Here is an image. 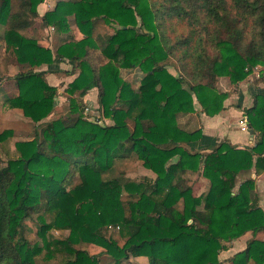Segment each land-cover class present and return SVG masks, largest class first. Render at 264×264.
<instances>
[{
    "label": "trees",
    "instance_id": "trees-1",
    "mask_svg": "<svg viewBox=\"0 0 264 264\" xmlns=\"http://www.w3.org/2000/svg\"><path fill=\"white\" fill-rule=\"evenodd\" d=\"M44 2L0 0V50L32 68L7 78L18 94L6 104L40 127L33 140L16 144L18 157H8L5 166L1 151L13 131L0 133V264H36L39 256L100 264L79 245L104 249L113 264L130 257H147L149 264H220L224 242L263 232L264 210L247 174H264V95L244 111L256 136L251 147L222 142L192 152L203 132L180 118L195 112V100L207 116L221 113L228 98L217 88L222 77L245 81L262 66L264 81V0H59L41 15ZM70 17L83 39L56 52L39 42L38 29L67 33ZM99 21L111 33L95 37ZM171 59L182 75L171 72ZM56 62H75L66 72L79 70L69 95L84 98L97 90L114 124L85 120L75 98L67 116L43 122L56 114L58 90L48 71L37 70ZM136 69L143 74L137 83L129 75ZM130 158L156 178L105 177ZM193 176L209 182L200 195ZM35 216L38 242L27 236L26 221ZM54 228L70 233L52 239ZM110 229H118L123 246ZM232 262L264 264V240L252 238Z\"/></svg>",
    "mask_w": 264,
    "mask_h": 264
},
{
    "label": "rangeland",
    "instance_id": "rangeland-1",
    "mask_svg": "<svg viewBox=\"0 0 264 264\" xmlns=\"http://www.w3.org/2000/svg\"><path fill=\"white\" fill-rule=\"evenodd\" d=\"M59 0H45L43 4H41L38 7V11L41 15H44L47 12H51L56 8L57 2ZM61 1H67V0H61ZM96 28H95V37L98 34H108L111 33L109 31V27L106 26L103 21L96 22ZM69 25L70 30L67 33H60L57 31L55 27H46L43 29L37 30V36L39 42L41 44L45 45L46 47L51 48L53 52H56V50L66 44L69 40L70 41H79L84 38V34L80 31V29L77 27V25L74 22L73 17L69 18ZM4 32V28L0 25V34ZM74 63L70 64H61L59 62H56L53 64V67L45 66L41 69H35L37 71H48V72H54L52 79L53 81H56V84H52L49 82L51 86H54L58 90V94L55 98L56 100V114L54 116H51L50 118L44 120L43 122H48V120L52 118H56L59 116H67L70 111V99L75 98L78 100L77 103L82 106L83 110V116L84 119L92 122L97 123L102 126H109L114 124V121L103 114V110L98 102V91L94 90L91 91L87 96L84 98H79V95L76 94L74 96H70L68 93L69 85L70 83L75 79L76 76L79 75V70H77L76 75L69 76L66 72L71 71L74 67ZM169 68L173 74L176 76L182 75L179 67L177 66V62L174 59H171L169 61ZM31 66L26 63H21L18 61V59L10 58L8 55H4V51L0 50V78H5L6 80H3L0 82V133L4 131L11 130L13 131V135L9 140V145L7 148L3 149L1 151V160H2V166L6 165V162L8 160V157L17 158L18 153L16 152V144L18 142H27L31 141L35 138L36 130H38L40 127H36L33 123V121L26 117L24 115L23 110L18 108H11L8 104H6V99L8 97H12L18 94L17 87L13 80L7 79V78H13L19 73H24L29 70H31ZM263 67L261 66V70ZM62 71V72H60ZM48 75H51L48 73ZM47 75V77H48ZM130 78L135 83L139 82L141 78H143V74L139 69H136L135 71H131L129 73ZM132 75V77H131ZM127 77V76H126ZM186 78V77H185ZM187 82H189V79H187ZM258 80L259 77H258ZM93 92V95H90ZM232 94H237L240 92L239 85H235L232 87V90L230 91ZM250 95V94H249ZM89 96V97H88ZM199 104V103H198ZM200 105V104H199ZM200 108L202 109L201 105ZM92 111L96 115H100V117H94L92 116ZM203 112V111H202ZM201 112V113H202ZM192 114V113H191ZM245 114V113H244ZM195 115V114H194ZM193 115V116H194ZM190 118V120L193 122L191 125L192 129L199 128L200 122L198 123V119L194 117H187ZM187 119L184 120L186 122ZM197 121V122H196ZM196 122V124H194ZM190 129V128H188ZM199 130H201L199 128ZM245 136L248 137L247 133ZM204 140V139H203ZM203 140L201 142H196L190 145V148L192 152H200L205 153L208 151H205L204 148L205 145H203ZM225 142V141H222ZM221 142L217 143L220 144ZM226 143V142H225ZM216 144V145H217ZM246 148V147H243ZM125 173L127 175V178H131L134 180H142L144 178H148L150 180H154L156 178V175L143 167V165L138 162L137 159L130 158L126 160L123 164L118 165L115 167L114 174H107L105 177L111 178L117 174ZM248 177H252L253 180L256 182V190L255 193L259 197L260 206L264 210V175L263 176H256L255 174H247ZM193 178L197 179V183L195 184V193L201 194L205 189L209 187V182L204 178L193 176ZM242 178V177H241ZM243 179V178H242ZM77 177L72 181L74 184L76 183ZM192 183L190 181L187 182V185H191ZM40 218L39 216H35L33 219H28L26 221V226H28V232L27 236L28 239L33 242L40 241V238L38 236V230L40 228L39 225ZM46 222L50 223V218H46ZM69 231H61L56 228L52 229L49 233V236L57 239H65L69 235ZM110 234L113 236V238L119 243V245L123 246L125 244V239L121 236V234L118 232V229H110ZM255 239H261L264 240V231L261 233H258L256 236L252 235L251 233H247L246 235L242 236L238 240L232 241V242H224L223 243V250L220 253L219 259L220 264H233L232 260L234 256L242 252L246 249L248 242L254 238ZM77 249L81 250H87L91 255H95L99 258L100 264H113V259L104 253V249L95 246V245H79L76 246ZM226 252V253H224ZM233 252V253H232ZM36 264H61V259L58 257L51 262H46L42 256L36 257ZM122 264H149L147 257H130L128 260H124Z\"/></svg>",
    "mask_w": 264,
    "mask_h": 264
},
{
    "label": "crops",
    "instance_id": "crops-1",
    "mask_svg": "<svg viewBox=\"0 0 264 264\" xmlns=\"http://www.w3.org/2000/svg\"><path fill=\"white\" fill-rule=\"evenodd\" d=\"M61 64L63 65L65 63ZM50 67L53 66H49V68ZM262 71L263 69L261 70V66L256 67L251 77H248V79L245 81H238L235 75H232L231 77L220 78L217 88L219 91H221V93L228 94V98L225 101V109L218 115L210 117L204 113H201L202 109L200 108L198 102L195 100L193 102L195 112H192V114L190 113L186 116H182L180 118V123L183 126L185 125L188 126V128L192 129L191 125L193 124V122L190 120V118L187 117L192 118L195 116V118L198 119V123L200 122L199 128L203 132V145L205 146H214L219 142L222 143V141H225L231 143L234 146H237L238 148L251 147L255 144L256 136L254 134H250V129L249 132H246L248 137L245 136L246 134H242V132L245 133V131L242 130L241 121L246 118L244 111L253 105L254 97L257 94L264 95V81L258 80L257 77V74H259L261 77ZM52 73L54 72H49V74L51 75H48L47 79L50 83L55 85L56 81H53L54 79L50 78L54 75ZM235 85H239L240 92H238L237 94H232L230 91ZM90 95H93V92ZM185 119H187L186 122H184ZM196 122H194V124H196ZM263 175L264 174H262L261 176ZM195 184L196 183H194L193 185L194 189L196 190Z\"/></svg>",
    "mask_w": 264,
    "mask_h": 264
},
{
    "label": "built area",
    "instance_id": "built-area-1",
    "mask_svg": "<svg viewBox=\"0 0 264 264\" xmlns=\"http://www.w3.org/2000/svg\"><path fill=\"white\" fill-rule=\"evenodd\" d=\"M257 77H260L259 74H257ZM92 116L94 117H100V115H96L93 111H92ZM241 126H242V130L245 131V132H249V127H248V124H247V118H244L242 121H241Z\"/></svg>",
    "mask_w": 264,
    "mask_h": 264
},
{
    "label": "water",
    "instance_id": "water-1",
    "mask_svg": "<svg viewBox=\"0 0 264 264\" xmlns=\"http://www.w3.org/2000/svg\"><path fill=\"white\" fill-rule=\"evenodd\" d=\"M250 134H253V130L250 129Z\"/></svg>",
    "mask_w": 264,
    "mask_h": 264
}]
</instances>
